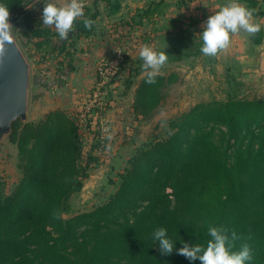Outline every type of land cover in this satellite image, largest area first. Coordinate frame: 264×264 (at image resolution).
<instances>
[{
  "label": "trees",
  "instance_id": "16d2710c",
  "mask_svg": "<svg viewBox=\"0 0 264 264\" xmlns=\"http://www.w3.org/2000/svg\"><path fill=\"white\" fill-rule=\"evenodd\" d=\"M104 1L113 14L123 7V0ZM243 1L254 15L264 16L256 11L259 0ZM28 2L0 0L13 20ZM152 13L149 8L140 17ZM84 14L94 21L92 28L82 19L73 28L89 37L100 10ZM24 26L43 40L51 30L42 20ZM260 27L252 36L257 44L264 39ZM136 74L141 78L133 107L148 119L180 76L159 72L149 84L143 69ZM168 126L166 137L131 157L105 202L65 217L69 198L89 176L80 124L61 108L37 121L14 122L10 139L18 147L22 176L10 193L0 180V264H202L176 250L182 241L206 247L210 226L227 227L229 235L234 230L240 239L233 250L247 243L252 259L246 264H264V97L201 101L170 118ZM217 127L226 128L223 147L215 140ZM157 228L167 230L171 255L161 253Z\"/></svg>",
  "mask_w": 264,
  "mask_h": 264
},
{
  "label": "rangeland",
  "instance_id": "374dc122",
  "mask_svg": "<svg viewBox=\"0 0 264 264\" xmlns=\"http://www.w3.org/2000/svg\"><path fill=\"white\" fill-rule=\"evenodd\" d=\"M163 1L123 0L121 11L113 14L104 0H87L84 13L100 10L96 31L88 37L78 35L73 28L64 40L54 27H50L45 40L25 29L27 20L32 25L42 20L45 0H29L16 14L17 20L10 17L12 33L30 65L27 120L20 121H37L50 110L61 108L80 124L82 164L88 169V185L69 198L65 217L105 202L116 191L119 174L130 165L131 157L146 143L169 134L170 118L201 101L225 100L228 96L264 97V50L250 48L244 54L243 47L240 49L232 42L228 51L210 57L200 51L202 28L188 31L181 40L159 33L148 35L145 30L151 27L149 16L138 27L130 24L131 19H139L149 9L146 7L150 3H159L157 15H167L172 10L162 7ZM199 1L203 4L197 9L203 11L206 20L226 3L219 0L217 7L212 0ZM239 2L244 5L243 0ZM174 11L171 16H178ZM119 28L122 30L118 31ZM145 44L168 55L159 72H180L179 81L169 87L163 103L148 119L137 115L133 107L141 78L136 69H143L139 51ZM129 84L132 86L128 87ZM123 112L127 122L120 128L118 122ZM110 113H115L118 121L108 120ZM225 130L217 127L215 132L221 147ZM21 176L18 147L9 136L0 145V180L5 193L12 191Z\"/></svg>",
  "mask_w": 264,
  "mask_h": 264
},
{
  "label": "clouds",
  "instance_id": "9594fccd",
  "mask_svg": "<svg viewBox=\"0 0 264 264\" xmlns=\"http://www.w3.org/2000/svg\"><path fill=\"white\" fill-rule=\"evenodd\" d=\"M87 0H45L42 12V23L48 27H54L61 40L67 39L73 31V25L82 19L83 26L91 29L94 21L85 17L84 9ZM254 10L249 9L239 0H226V3L214 10L206 22L202 24L200 33L202 46L200 51L210 57H216L222 51H226L231 44L232 35L241 31L254 36L260 32V24L254 22ZM12 24L10 23V11L5 4H0V60L6 55L7 44H12ZM139 55L143 60V70L147 76V83H155L162 66L168 60L164 51H157L150 45H143ZM110 138V137H109ZM54 218H60L57 214ZM208 234L211 239L206 247L201 244L189 246L187 242L178 250V254L190 261L200 260L202 264H246L252 259L251 247L247 243L241 244L238 250L235 241L240 239L237 233L224 226H210ZM154 239L159 241L160 251L163 255H171L174 250L172 241L167 236V230L157 228L154 230Z\"/></svg>",
  "mask_w": 264,
  "mask_h": 264
},
{
  "label": "crops",
  "instance_id": "0c3cea01",
  "mask_svg": "<svg viewBox=\"0 0 264 264\" xmlns=\"http://www.w3.org/2000/svg\"><path fill=\"white\" fill-rule=\"evenodd\" d=\"M211 2H212V4H217V7L220 6V5H218L219 0H212ZM158 4L159 3H150L148 5V7H146V8L153 9V13L150 16L151 19L148 21V23H150L149 25L151 27L148 26L149 28L145 30V32H148V35L153 34V36H156V34L159 33V34H162L164 36L166 35V36L170 37L171 39H174V36L176 37V39H181V38H184L186 36V33L190 30H194V31L199 30L200 31V29L202 28V24H204L206 22V19L203 17V14H204L203 11H200L197 9V8L201 7V5L203 4V2H201L199 0H176V1L164 0L161 3L162 7L170 8L172 11H174L173 9L178 8L176 10V12L174 11V14H178V16H174V17L171 16L173 14L172 11L167 13V15H157V13H155V11L157 9ZM247 4L248 3H245V1H244V6L247 7ZM258 10L264 11V0L259 1V5H258V8L256 11H258ZM253 19H254L255 23L261 24L264 28V16L254 15ZM144 20H146V19L142 18V17H139V19H137V20H134V18H133V19H131V25L135 26L136 24H138V25H136L138 27L139 25H141L144 22ZM122 24H120L119 26L121 27ZM158 26H159V28H158ZM122 27H124V26H122ZM121 30H122V28H119L118 31H121ZM122 36H124V34ZM181 40H183V39H181ZM240 41H242V44H239ZM232 42H233V45H235V44L240 45L239 46L240 49L243 47V53L244 54H246L247 50L250 48H254L255 50H259V49L264 50V39H263V42H261L260 44H257V43L255 44V42H253V40H252V36L243 32V31H241L238 34L232 35L231 44H232ZM231 44H230V47L227 49V51L231 48ZM233 49H235V48H233ZM180 59L181 58H179V60ZM176 72L180 75L179 70H176ZM121 112H122V110H121ZM110 115H111L110 116L111 119L108 117V120H112V121L117 120L115 113H110ZM126 122H127L126 116L123 112L121 114L119 122H118L119 127L122 128L124 123H126ZM87 179L84 180V186L82 188L83 191L86 190V187L88 185V183L86 182ZM80 191H78V192H80ZM75 193H73L71 195L70 200L72 199V197L75 196Z\"/></svg>",
  "mask_w": 264,
  "mask_h": 264
},
{
  "label": "water",
  "instance_id": "95a60500",
  "mask_svg": "<svg viewBox=\"0 0 264 264\" xmlns=\"http://www.w3.org/2000/svg\"><path fill=\"white\" fill-rule=\"evenodd\" d=\"M13 43L6 45L0 60V145L12 133L14 122L27 120L30 65L12 31Z\"/></svg>",
  "mask_w": 264,
  "mask_h": 264
},
{
  "label": "built area",
  "instance_id": "2783aa9c",
  "mask_svg": "<svg viewBox=\"0 0 264 264\" xmlns=\"http://www.w3.org/2000/svg\"><path fill=\"white\" fill-rule=\"evenodd\" d=\"M106 131V129H104Z\"/></svg>",
  "mask_w": 264,
  "mask_h": 264
}]
</instances>
